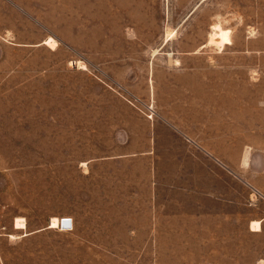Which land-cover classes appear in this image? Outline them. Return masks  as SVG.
Masks as SVG:
<instances>
[{
  "label": "rangeland",
  "instance_id": "rangeland-1",
  "mask_svg": "<svg viewBox=\"0 0 264 264\" xmlns=\"http://www.w3.org/2000/svg\"><path fill=\"white\" fill-rule=\"evenodd\" d=\"M261 20L264 0H0V119L7 117L9 126L13 120V135H0V264H256L260 237L245 231L244 214L256 204L257 189L244 200L239 179L235 255L222 247L224 238L215 247L204 232L142 230L135 234L140 247L125 245L132 239L128 220L164 228L184 222L174 213L212 206L198 194L202 180H189L207 175L205 163L182 144L176 143L178 153H166L158 171L180 188L152 190L156 174L142 154L148 118L156 115L150 64H177L165 53L188 50L183 58L191 72L214 64L218 79H227L228 52L213 54L219 50L213 43L202 48L205 54L193 50L208 41L216 22L238 39L247 29L253 47H261ZM47 36L57 47L43 43ZM222 147L219 156L238 177L264 189V153L249 152L244 162L245 153ZM134 206L138 216L127 215ZM155 207L158 216L151 215ZM53 216L72 217V228L50 227ZM17 217L25 228L14 227ZM186 234L193 247L182 246ZM156 235L171 246L149 248Z\"/></svg>",
  "mask_w": 264,
  "mask_h": 264
},
{
  "label": "crops",
  "instance_id": "crops-1",
  "mask_svg": "<svg viewBox=\"0 0 264 264\" xmlns=\"http://www.w3.org/2000/svg\"><path fill=\"white\" fill-rule=\"evenodd\" d=\"M263 22L261 20V23ZM244 23L248 25L249 21L245 20ZM247 31L244 28L245 37L238 39L237 33L232 29V41L213 53L228 52L227 79H218L220 71L214 64H205L198 67L195 72H191L188 62H184L183 58V55L190 54L188 50L171 49L165 53L177 64H169L167 61L156 64L154 60L150 64L148 90L150 101L154 102L156 115L148 118V143L142 154L147 155L156 174L149 181L152 190L156 195L161 185H166L171 191H177L180 188L174 181H167L158 176V171L162 168L163 162L169 160L166 153H178L184 149L187 153L195 152L194 156L201 158L205 163L207 175L195 176L189 180L190 183L202 180L205 187L200 189L198 194L204 200L212 202V206H206L204 210L174 213V216L180 215L184 218V222L174 226L165 225L164 228L158 221H150L148 225L142 227L134 219L128 220L126 229L131 233L132 239L125 246L140 247L135 234L142 230L153 233L164 230L182 234L204 232L212 235L215 247H221V243L216 242L224 238L227 244H223L222 247L229 249L230 257L235 255L238 247L236 211L238 193L236 190L239 179L244 200H248L250 195L252 197L253 189H257L254 192L257 196L256 204L245 206L244 229L253 237H260L258 244L260 250L256 264H264V189L256 188L254 181L247 176L238 177L235 166L232 163H226L219 156V152L225 150L222 147L225 145L229 146V151L239 150L245 153L244 162L248 161L249 152L264 153V30L260 37L262 45L258 48L253 47L254 37L247 36ZM203 44H200L198 49H194L193 53L205 54L202 49L205 46ZM158 50L159 48L155 55L158 54ZM252 54L257 56L255 62L251 60ZM215 57L216 55H209V62L215 60ZM254 72L259 76L257 79L252 78ZM221 88L228 89L227 97L221 96ZM2 104L0 102V108ZM12 122L13 120L9 126L7 117L0 119V135H13ZM2 129L5 131L2 132ZM8 129H10L9 132ZM176 143L182 144L183 149ZM134 153L136 151H128L126 155L131 156ZM162 153L166 154L165 157ZM221 170H223V176ZM222 181H224L223 188ZM191 190L193 189L187 188L188 192ZM137 195L138 193L133 192L132 199L135 200ZM158 208L155 207L151 215L158 216L160 212ZM138 214L134 206L127 215L135 217ZM252 220H259L261 228L253 229ZM206 221H212V224H207ZM222 221H228V223H222ZM185 236L186 243H182V246L193 247L192 236L190 234ZM147 244L149 248L155 249L171 246L163 245L157 235L149 239ZM231 249L235 251L231 253Z\"/></svg>",
  "mask_w": 264,
  "mask_h": 264
},
{
  "label": "bare ground",
  "instance_id": "bare-ground-1",
  "mask_svg": "<svg viewBox=\"0 0 264 264\" xmlns=\"http://www.w3.org/2000/svg\"><path fill=\"white\" fill-rule=\"evenodd\" d=\"M212 26H213V31L211 32V35H210L208 41L205 42L203 45L206 46V44H212L213 43L217 46V48L221 49L224 47L225 44L231 42L232 29L230 27H224L220 22H216ZM170 37H171V35H170ZM43 43L49 45L52 48H55V47H57L58 41L53 36H47L44 39ZM77 63H78L79 67L83 68L85 66L80 60ZM70 219L72 222V218L68 217V216H63L62 218H61V216H53V217H51V220H50V227H58V228L62 229V228H64V227H61L62 222L67 223L70 221ZM15 227L25 228L26 227L25 219L22 217L21 218L17 217L15 220ZM251 227L253 229H256V230L260 229L261 224H260L259 220H255V221L252 220Z\"/></svg>",
  "mask_w": 264,
  "mask_h": 264
},
{
  "label": "built area",
  "instance_id": "built-area-1",
  "mask_svg": "<svg viewBox=\"0 0 264 264\" xmlns=\"http://www.w3.org/2000/svg\"><path fill=\"white\" fill-rule=\"evenodd\" d=\"M61 227H64V228H62V229H69V228H72V222H71V219H70V221L67 222V223H63V222H62Z\"/></svg>",
  "mask_w": 264,
  "mask_h": 264
}]
</instances>
